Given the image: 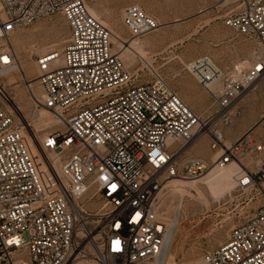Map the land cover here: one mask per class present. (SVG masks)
<instances>
[{
    "label": "built area",
    "instance_id": "1",
    "mask_svg": "<svg viewBox=\"0 0 264 264\" xmlns=\"http://www.w3.org/2000/svg\"><path fill=\"white\" fill-rule=\"evenodd\" d=\"M89 1L0 0V264H160L169 182L199 180L232 163L242 166L233 197L260 205L201 264H264V143L255 134L263 122L233 142L223 131L264 81V0H234L224 19L256 44L248 67L225 72L208 56L183 65L210 97L206 117L153 67L141 83L114 50L112 32L90 14ZM53 14L67 22L66 45L37 58L34 79L21 78L26 89L35 82L41 91L29 93L34 107L58 122L36 138L34 155L3 79L17 65L12 37ZM122 25L133 43L160 27L136 4L123 9ZM198 135L208 137L215 159L178 164Z\"/></svg>",
    "mask_w": 264,
    "mask_h": 264
},
{
    "label": "rangeland",
    "instance_id": "2",
    "mask_svg": "<svg viewBox=\"0 0 264 264\" xmlns=\"http://www.w3.org/2000/svg\"><path fill=\"white\" fill-rule=\"evenodd\" d=\"M221 0H90L89 8L96 12L101 21L113 35V48L121 56L131 73L138 71L139 81L150 79V67L158 70L169 85L179 94L187 106L198 115L208 116L210 97L196 80L184 70V64L208 56L223 71L228 72L237 64L249 66L256 44L227 28L224 19L237 4ZM141 6L155 18L160 27L154 33L133 43L130 34L122 25L123 9L128 5ZM69 36L66 20L60 14H53L37 20L33 25L18 31L11 40L16 54L17 65L23 69L28 79L37 74L36 60L52 51L60 53ZM127 42L126 45L123 43ZM132 43V48L128 44ZM20 71H14L4 77L5 85L11 96L21 108L31 127H25L28 139L29 131L37 138L57 128V119L42 109L35 108L29 99L27 89L21 83ZM33 90L37 95L41 91L35 82ZM37 110V111H35ZM53 119L46 127L38 119ZM255 134L264 143V81L242 102V116L230 126L224 127L225 138L235 141L251 127L259 124ZM31 151L37 155L33 149ZM195 157L212 163V152L208 137L199 139L178 161L182 164L186 158ZM264 160V154L261 156ZM249 159L243 160L245 165ZM200 190L184 195L169 192L163 204V211L169 222L174 225L172 241L169 245L165 264H201L205 252L223 244L231 229L252 215L260 205L258 200L249 205L246 197L234 198V188L219 199H214L198 180H185ZM104 203H100L102 207ZM172 227V228H173Z\"/></svg>",
    "mask_w": 264,
    "mask_h": 264
},
{
    "label": "bare ground",
    "instance_id": "3",
    "mask_svg": "<svg viewBox=\"0 0 264 264\" xmlns=\"http://www.w3.org/2000/svg\"><path fill=\"white\" fill-rule=\"evenodd\" d=\"M228 1H232V0H223L221 4L224 5ZM232 3H234V2H232ZM88 10H89V12H90V14L92 16H94L96 19L99 20L98 15L96 14V12L93 11L91 8H89V6H88ZM228 15H229V13L226 15V17ZM112 40H113V37H112ZM123 44L126 45L127 42H124ZM132 45H133L132 43L128 44V47L132 48ZM55 52H57V51H55ZM247 63H248V61H246L244 64H247ZM244 64H242V66H244ZM14 71H20V73H22L20 78L25 76L23 74V69L20 68L18 65H16L14 70H12L11 72H8L7 75H10ZM261 83H263V82L258 83L257 87H259L261 85ZM14 84H16V81L10 82L9 85H6V86H11V85H14ZM217 88L218 87L216 85L211 87L212 90H216ZM254 90H256V89H254ZM254 90L249 91V94L252 91H254ZM27 91H28V96H29V93L30 94L31 93H35V90H33L32 82H31V87H28ZM35 94L37 95V93H35ZM12 103H13V105L15 107V110L17 112V116H18L19 120L24 122V124L26 125L27 128L31 127L30 123L27 121V119L23 115V112H22L21 108L15 102L14 96H12ZM42 109H44V111L46 113H48L49 115L51 114L50 111H48L47 109H45V108H42ZM35 111H37V110H35ZM38 123H39V125L44 123L45 126L48 127V126H50L53 123V119L50 116H49V119H47V120H43V117H40L38 119ZM56 123H58V122L56 121ZM28 131H29L28 132L29 136H28L27 140H28L30 149L32 148L33 151L37 154L36 148H35V146L37 145V140H36L37 137L34 134H31V129H28ZM201 138H203V136L202 135H198L196 137L195 141L193 142V144L190 145L187 148V151ZM214 159H215V156L212 155V160H214ZM241 168H242L241 164L232 163V164L228 165L224 169L209 171L207 174H205V176L200 178L198 181H200L201 184L205 186L206 190H208V192L212 195V197L214 199H219L224 194L230 192L235 187V178L234 177H235V174L237 173V171H239ZM168 190H169V192L181 193L182 195H184V194H186V193H188L190 191H197L198 193H200V190L198 188H196L193 185V183L186 182L184 179H178V178L177 179H173V180H171L169 182ZM175 218H178V217L175 216L174 219ZM173 220L170 222V226H169L170 227L169 228V237H168V241H167V247H166V251H165V256H164V258H163V260L161 261L160 264H165V262H166V255H167V252H168L169 245H170V243L172 241L173 231L175 230V228L178 225V222H177L174 225V227H173V225H172Z\"/></svg>",
    "mask_w": 264,
    "mask_h": 264
},
{
    "label": "snow or ice",
    "instance_id": "4",
    "mask_svg": "<svg viewBox=\"0 0 264 264\" xmlns=\"http://www.w3.org/2000/svg\"><path fill=\"white\" fill-rule=\"evenodd\" d=\"M116 243L118 244L119 242L117 241Z\"/></svg>",
    "mask_w": 264,
    "mask_h": 264
}]
</instances>
